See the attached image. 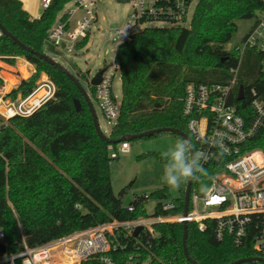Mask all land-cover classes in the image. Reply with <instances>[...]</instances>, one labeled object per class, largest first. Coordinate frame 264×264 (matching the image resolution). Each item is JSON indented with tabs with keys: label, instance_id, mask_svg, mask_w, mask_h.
Wrapping results in <instances>:
<instances>
[{
	"label": "trees",
	"instance_id": "trees-1",
	"mask_svg": "<svg viewBox=\"0 0 264 264\" xmlns=\"http://www.w3.org/2000/svg\"><path fill=\"white\" fill-rule=\"evenodd\" d=\"M70 1L52 0L39 18L32 19L21 0H0V22L25 44L47 53L49 30L57 21L68 20L67 12L59 15ZM263 11L264 0H199L189 26H147L135 32L115 54L122 98L120 116L109 137L118 139L159 127L181 129L190 135L189 118L183 111L187 84L226 82L237 57L225 44L237 32L239 20L256 19ZM87 39L76 47H84ZM256 54L255 49H247L241 66L247 94L252 86L260 93L264 90ZM16 57L34 64L36 73L23 79L14 94H29L43 71L55 81L57 91L55 98L33 114L8 120L0 134V230L7 247L0 256L113 219L146 215L145 195L133 198L131 203H136L138 210L130 213L124 206V192L115 193L111 164L119 156L111 157L109 143L98 135L78 86L56 66L2 32L0 59L13 64ZM76 100L81 103L80 111ZM233 102L242 112L250 108L248 97ZM253 145L264 146V128ZM205 170L207 175L193 181V188L201 194L214 175L211 168ZM186 185L180 188L177 212L184 209ZM168 195L169 188L163 187L149 197ZM86 209L89 212L83 215ZM157 229L159 255L172 264H192L184 253L183 224L162 223ZM187 248L198 264H230L257 255L250 242L237 247L229 239L219 241L212 225L201 231L195 222L188 223ZM17 264H22L20 258ZM81 264L100 262L91 259Z\"/></svg>",
	"mask_w": 264,
	"mask_h": 264
},
{
	"label": "built area",
	"instance_id": "built-area-1",
	"mask_svg": "<svg viewBox=\"0 0 264 264\" xmlns=\"http://www.w3.org/2000/svg\"><path fill=\"white\" fill-rule=\"evenodd\" d=\"M51 1L42 0L43 8H48ZM98 1L75 0V8L65 12L70 18L73 12L82 11V19L72 29L69 18L57 21L49 30L47 44L73 51L77 43L89 37L98 20L95 10ZM198 1H125L129 3L128 17L112 30L117 41L115 54L122 43L143 29H139L140 26L151 21H165L168 26H189ZM247 49L257 51L255 63L260 65L264 74V11L256 17L243 46L233 51L237 64L231 67L226 82H190L186 86L183 111L189 118L188 128L194 151L207 153L209 158L203 166L214 171L204 193H198L192 186L187 213L184 209L177 212L178 196L170 194L155 198L154 211L149 215L146 208L152 198L145 195L147 202L143 210L146 215L127 220L113 219L34 247L25 245L24 250L17 254L2 256L0 264H17L18 258L22 264H81L91 259L104 264V257L110 258L111 264H172L157 252L160 245L157 225L184 222H195L201 231L212 225L216 239H229L237 247L250 242L257 253L255 256L264 259V146L253 145L264 128V90L260 93L252 86L247 94L244 86L245 96L242 100L238 99L239 86L243 84L241 79L245 78L241 66ZM29 65L33 75L36 67L31 62ZM117 71L120 70L114 57L113 63L104 69L100 83L94 86V99L98 101L105 118L114 123L120 116L121 107V101L113 93ZM14 90H6L0 85V134L3 125L11 118L29 116L55 98L57 85L43 71L29 94H14ZM247 97L250 108L242 112L233 99L244 101ZM130 147L129 141L116 146L108 145L113 158H117L119 152H128ZM124 206L130 213L138 210L136 203ZM139 227L141 229L136 233ZM4 237V232L0 230V243Z\"/></svg>",
	"mask_w": 264,
	"mask_h": 264
},
{
	"label": "rangeland",
	"instance_id": "rangeland-1",
	"mask_svg": "<svg viewBox=\"0 0 264 264\" xmlns=\"http://www.w3.org/2000/svg\"><path fill=\"white\" fill-rule=\"evenodd\" d=\"M74 3L75 0L68 2L60 15L68 9L73 10L75 8ZM128 6L129 3L119 2L118 0H99L95 7L98 13V20L94 23L84 47H76L71 52L52 45H47L46 49L47 54L55 58L71 73L79 74V79L89 93L95 107L100 127L107 135H109L115 123L105 118L98 101L94 99L95 87L90 84V79L99 70L105 69L113 63L117 41L114 40L112 30L126 21L129 14ZM81 19L82 11L73 12L69 18L71 29ZM255 20L254 18L239 20L238 30L232 40L225 44L226 48L231 51L241 48L245 36L254 26ZM168 25L165 21L155 20L140 26L139 29L145 26ZM21 58L24 59V57ZM33 66L35 67L34 64ZM25 76L27 77L28 73H25ZM28 77L31 78L30 75ZM39 78L37 81H39ZM114 78L113 93L121 101L120 71L116 72ZM177 139L180 138L173 133L162 132L153 136L129 140L131 144L130 150L125 153L119 152V157L114 159L111 164V175L115 193L121 195L124 192L123 200L125 205H128L136 196L149 195L151 192L163 187H168L172 196L180 194V189L170 188L161 179L164 165L161 153L168 150ZM155 204L156 199L149 200L146 208L147 214L151 215L153 213ZM1 258L2 256H0Z\"/></svg>",
	"mask_w": 264,
	"mask_h": 264
},
{
	"label": "water",
	"instance_id": "water-1",
	"mask_svg": "<svg viewBox=\"0 0 264 264\" xmlns=\"http://www.w3.org/2000/svg\"><path fill=\"white\" fill-rule=\"evenodd\" d=\"M119 2H125L127 0H118ZM0 30L9 38H11L12 40H14L19 46H21L22 48H24L25 50L32 52L38 56H40L41 58L45 59L46 61H48L50 64L56 66L58 69H60L62 72H64L80 89V91L82 92V94L84 95L90 112L92 114L93 117V122H94V126L96 128V131L98 133V135L104 139L105 141H107L109 144H117L120 142H124V141H129L132 139H136V138H143V137H148V136H153L162 132H170V133H174L176 135H180L183 138L187 139L190 144L193 146V142L191 139V136L186 133L185 131L181 130V129H177V128H173V127H159V128H155L152 130H148V131H144L138 134H126L118 139H112L109 137V135L105 134L103 132V130L100 127L99 124V120H98V116L97 113L95 111V107L92 103V100L89 96V93L87 92V90L85 89V87L82 85L80 79H79V74H73L71 73V71H69L65 66H63L60 62H58L55 58H53L52 56H50L47 53H42L39 51H36L34 48L30 47L29 45L25 44L24 42H22L21 40H19L13 33H11L1 22H0ZM87 51H89V49H87ZM104 69L99 70L90 80V84L92 86H96L100 83L101 81V76L103 73ZM245 96V91H244V85L241 84L239 86V93H238V99L242 100ZM75 104L77 105V109L78 111L81 110V103L79 100L75 101ZM5 126V124L3 125V127ZM193 151H194V147H193ZM192 186H193V181H189L186 185V189H185V197H184V212L187 213L188 209H189V201H190V194H191V190H192ZM88 209H86L83 212V215L88 214ZM183 248H184V253L185 256L187 257V259L192 263V264H198L193 258H191V256L189 255L188 252V248H187V237H188V223L184 222L183 223ZM141 229V227H139L136 231V233ZM7 251V247L4 243H0V253H6ZM245 262H250L253 264H259L260 262H262L264 264V259L262 257H248V258H242V259H238L236 261H233L230 264H243Z\"/></svg>",
	"mask_w": 264,
	"mask_h": 264
},
{
	"label": "clouds",
	"instance_id": "clouds-1",
	"mask_svg": "<svg viewBox=\"0 0 264 264\" xmlns=\"http://www.w3.org/2000/svg\"><path fill=\"white\" fill-rule=\"evenodd\" d=\"M164 161L162 181L172 189L180 187L189 181H199L202 175H207L203 166L209 158L202 151H193V146L185 138L177 139L166 151L161 153ZM104 264H111L108 257H104Z\"/></svg>",
	"mask_w": 264,
	"mask_h": 264
},
{
	"label": "crops",
	"instance_id": "crops-1",
	"mask_svg": "<svg viewBox=\"0 0 264 264\" xmlns=\"http://www.w3.org/2000/svg\"><path fill=\"white\" fill-rule=\"evenodd\" d=\"M21 1L23 3V8L30 14L32 19L39 18L45 10L42 6V0ZM61 15H59V18ZM23 67L28 73V76H32L31 65H29V62L25 58L23 59L21 57H16L13 64L7 62L6 60L0 59V76L3 78V87L6 90L17 89L23 79L29 78L28 76H25L24 70L22 69ZM8 75L13 76L16 82L11 83L7 78Z\"/></svg>",
	"mask_w": 264,
	"mask_h": 264
},
{
	"label": "bare ground",
	"instance_id": "bare-ground-1",
	"mask_svg": "<svg viewBox=\"0 0 264 264\" xmlns=\"http://www.w3.org/2000/svg\"><path fill=\"white\" fill-rule=\"evenodd\" d=\"M23 70L25 71V68L23 67ZM24 73H27L26 71ZM8 80L11 82V83H15V78L13 76H7ZM9 88V87H8Z\"/></svg>",
	"mask_w": 264,
	"mask_h": 264
}]
</instances>
